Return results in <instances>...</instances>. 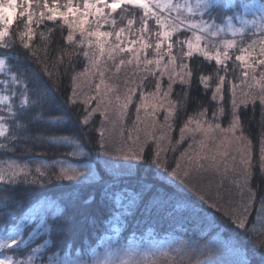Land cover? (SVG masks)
<instances>
[{"label": "snow or ice", "instance_id": "obj_1", "mask_svg": "<svg viewBox=\"0 0 264 264\" xmlns=\"http://www.w3.org/2000/svg\"><path fill=\"white\" fill-rule=\"evenodd\" d=\"M12 2L0 264H264V0ZM137 214L175 255L122 242Z\"/></svg>", "mask_w": 264, "mask_h": 264}, {"label": "trees", "instance_id": "obj_2", "mask_svg": "<svg viewBox=\"0 0 264 264\" xmlns=\"http://www.w3.org/2000/svg\"><path fill=\"white\" fill-rule=\"evenodd\" d=\"M21 11L23 10L22 7L20 9ZM17 14V4L15 2L8 3L7 6H0V22L4 21H12ZM49 24L55 23V22H48ZM105 30H110L108 29L107 25L102 26ZM85 66H87V62H83ZM76 70H80V62H77L76 65ZM125 71H129L128 69H125ZM123 71L120 74L121 79L123 78ZM63 75V74H62ZM129 76H131V72L129 71L128 73ZM135 79V78H133ZM106 80L108 83H112V74L111 73H106ZM96 82H98V79H96ZM238 83V90L240 87H244L243 85H239ZM67 84V81L65 80V85ZM248 89L245 88V91ZM58 94L63 95V89L62 87L58 88ZM249 115H251V112H249ZM142 121L138 125L140 131L136 134L140 135L141 138H143L144 132L148 129V124L150 123L149 120L145 119L144 113H141ZM132 120H135V116L132 115ZM259 120V113L257 111L255 120L252 122V127H255V121ZM130 124H125V136L131 134L130 133ZM178 138V129H176L173 133ZM171 155V154H170ZM47 160L48 162H51L53 159L56 158H62V157H57L54 151H48L46 153ZM7 156H0V159H7ZM255 164V160L253 161ZM257 184H259V181H257ZM61 189L58 187H53L51 189L52 192H58ZM87 194V191L85 192V195ZM109 207L112 212L117 211L116 206L114 201L109 202ZM111 213L105 215L104 219L107 220L110 218ZM122 228L121 231V237H122V242L127 244L130 241H133L134 244L139 245L140 249H146V248H152L150 252H155L156 256L160 255V252H168L170 255H175V253L171 250L169 247V235L168 231L165 229H161L159 227H154L153 225L143 222L142 217L137 214L136 216H130L127 218L126 222L124 225H118ZM103 227V225H102ZM149 228H153V234L151 236L148 235L149 233ZM102 232L97 233V235H102ZM94 239V238H93Z\"/></svg>", "mask_w": 264, "mask_h": 264}, {"label": "rangeland", "instance_id": "obj_3", "mask_svg": "<svg viewBox=\"0 0 264 264\" xmlns=\"http://www.w3.org/2000/svg\"><path fill=\"white\" fill-rule=\"evenodd\" d=\"M144 252H150L152 250V248H146V249H141Z\"/></svg>", "mask_w": 264, "mask_h": 264}]
</instances>
